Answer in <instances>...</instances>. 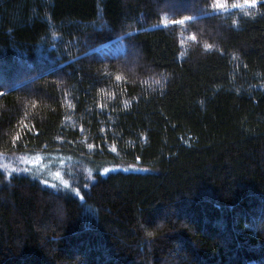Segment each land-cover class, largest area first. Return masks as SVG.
Listing matches in <instances>:
<instances>
[{
  "label": "trees",
  "instance_id": "obj_1",
  "mask_svg": "<svg viewBox=\"0 0 264 264\" xmlns=\"http://www.w3.org/2000/svg\"><path fill=\"white\" fill-rule=\"evenodd\" d=\"M236 5L0 0V156L68 183L0 168V264H264V0Z\"/></svg>",
  "mask_w": 264,
  "mask_h": 264
},
{
  "label": "rangeland",
  "instance_id": "obj_2",
  "mask_svg": "<svg viewBox=\"0 0 264 264\" xmlns=\"http://www.w3.org/2000/svg\"><path fill=\"white\" fill-rule=\"evenodd\" d=\"M66 166L67 163L65 161H42L39 156H0V168L6 172L7 175L34 172L36 175L45 178L47 181L59 183L63 186H68L64 177Z\"/></svg>",
  "mask_w": 264,
  "mask_h": 264
},
{
  "label": "snow or ice",
  "instance_id": "obj_3",
  "mask_svg": "<svg viewBox=\"0 0 264 264\" xmlns=\"http://www.w3.org/2000/svg\"><path fill=\"white\" fill-rule=\"evenodd\" d=\"M257 3V0H245V5L246 6H251V7H255ZM245 5H236L237 7H242ZM219 7H223V5H218ZM117 79H119V77H117Z\"/></svg>",
  "mask_w": 264,
  "mask_h": 264
}]
</instances>
